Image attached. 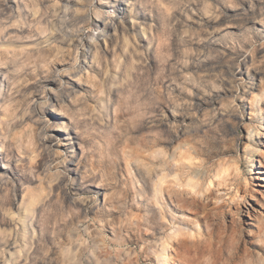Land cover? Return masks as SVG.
<instances>
[{
  "label": "clouds",
  "instance_id": "9594fccd",
  "mask_svg": "<svg viewBox=\"0 0 264 264\" xmlns=\"http://www.w3.org/2000/svg\"><path fill=\"white\" fill-rule=\"evenodd\" d=\"M0 264H264V0H0Z\"/></svg>",
  "mask_w": 264,
  "mask_h": 264
}]
</instances>
